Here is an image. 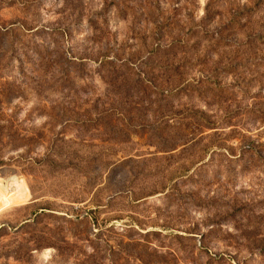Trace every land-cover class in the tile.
<instances>
[{
  "label": "rangeland",
  "instance_id": "1",
  "mask_svg": "<svg viewBox=\"0 0 264 264\" xmlns=\"http://www.w3.org/2000/svg\"><path fill=\"white\" fill-rule=\"evenodd\" d=\"M0 264H264V0H0Z\"/></svg>",
  "mask_w": 264,
  "mask_h": 264
}]
</instances>
